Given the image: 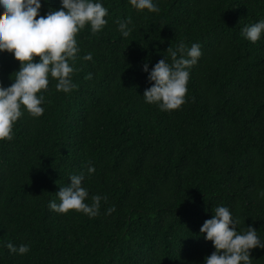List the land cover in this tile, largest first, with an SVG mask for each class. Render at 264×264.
<instances>
[{"label":"trees","instance_id":"obj_1","mask_svg":"<svg viewBox=\"0 0 264 264\" xmlns=\"http://www.w3.org/2000/svg\"><path fill=\"white\" fill-rule=\"evenodd\" d=\"M101 3L104 28L92 34L86 24L75 36L76 87L57 91L49 77L43 114L22 106L12 139L0 140V264H203L215 249L199 229L217 205L238 231L252 226L264 239V33L255 43L241 35L264 19V0H154L158 12ZM59 7L41 0L39 14ZM125 18L128 37L117 27ZM181 42L202 54L188 69L184 103L162 111L144 101L153 82L142 65L171 63ZM19 65L0 52V85L10 86ZM81 172L86 203L107 197L98 214L50 210ZM8 242L30 250L9 253ZM250 255L264 264V249Z\"/></svg>","mask_w":264,"mask_h":264},{"label":"clouds","instance_id":"obj_2","mask_svg":"<svg viewBox=\"0 0 264 264\" xmlns=\"http://www.w3.org/2000/svg\"><path fill=\"white\" fill-rule=\"evenodd\" d=\"M128 4L136 10L159 11L154 0H128ZM40 9L41 0H0V52L8 51L20 62L10 86L0 85V140L12 139L13 124L23 115L22 106L34 118L43 114L45 97L41 90H47L49 77L56 80L57 91L68 93L76 87L70 63L79 52L75 36L86 24L92 34L107 24L108 9L101 0H60L59 8H50L44 15L39 14ZM131 24V18L117 21L118 31L123 37L130 35ZM262 33L264 19L241 29V35L253 43L261 38ZM201 54L198 43L186 47L181 42L170 52L171 63L165 56L151 69L147 62L144 63L142 71L153 82L144 90V101L156 104L162 111L178 109L184 103L188 69L197 63ZM34 57L38 59L34 60ZM82 59L92 60V53L85 54ZM88 78H91L90 73ZM94 171L95 168L89 165L87 173L91 175ZM68 178L70 183L56 192L59 203L50 200L48 208L57 213L75 210L89 217L96 216L101 200L107 201V197L93 195L91 203H86L89 192L82 183L84 173L70 174ZM258 196L264 198V190H260ZM106 211L114 212L115 207L111 206ZM212 212V217L206 219L199 229L215 249L204 258L203 264H251L250 250L264 249V239L252 226H248L246 231H238V221L226 206L217 205ZM5 247L9 253L19 255L30 250L27 244L15 246L11 242Z\"/></svg>","mask_w":264,"mask_h":264}]
</instances>
